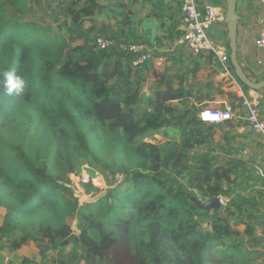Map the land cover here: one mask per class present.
Wrapping results in <instances>:
<instances>
[{"label":"trees","instance_id":"trees-1","mask_svg":"<svg viewBox=\"0 0 264 264\" xmlns=\"http://www.w3.org/2000/svg\"><path fill=\"white\" fill-rule=\"evenodd\" d=\"M108 7L126 5H68L73 26L84 32L83 45L71 49L51 27L24 20L30 13L26 0H0V74L15 69L28 82L24 95L9 96L0 75V188L9 199L0 204L6 209L1 237L9 224L19 228L20 238L10 247L18 251L40 243L43 233L54 250L71 245L66 257L76 264H112L119 248L127 264H264V216L230 201L234 163L214 165L209 153L196 152L212 151L217 125L201 122L184 80L176 88L150 64L134 67L138 55L119 47L153 46L152 28L142 43L125 16L115 32L107 23L84 30L85 21ZM162 11L153 12L161 31L172 21L162 19ZM96 38L114 45L100 49ZM228 50L230 55L229 43ZM200 58L215 63L211 55ZM199 71L197 63L187 74L195 78ZM152 76L155 86L145 89ZM155 135L167 141H148ZM84 168L88 180L80 188L91 200L81 204L71 176ZM96 173L123 179L103 190L93 185ZM196 194L201 202L226 200L230 217L248 215L244 231L221 220V211L200 209Z\"/></svg>","mask_w":264,"mask_h":264},{"label":"rangeland","instance_id":"rangeland-1","mask_svg":"<svg viewBox=\"0 0 264 264\" xmlns=\"http://www.w3.org/2000/svg\"><path fill=\"white\" fill-rule=\"evenodd\" d=\"M72 1L73 0H26L27 11L30 13L24 15V20L42 22L43 26L51 27L62 35L68 41L71 49L79 48L83 45V38L80 34L84 32L75 29L67 15L68 5L72 3ZM100 2L109 6L113 3H124L126 8L119 10L108 7L104 14H96L94 17L85 21L83 24L84 30H88L92 26L98 27L101 24L107 23L110 29L115 32L118 26H121L120 21L125 16L135 24L139 36L138 43H142L145 38H141V36H143L144 31L150 26V23L155 21L153 12H156L157 7L154 5L151 6V4L148 3L150 0H100ZM216 26L215 24L213 27ZM176 35L180 37V31L178 29ZM185 51L184 48L178 47L174 55L169 52L163 54V57L166 58L168 62H175L176 64H184L186 61L183 62L182 58L184 55H188V60L190 61L189 65H184V67L180 69L171 67L169 69L168 65H165L160 70L162 75L165 74L164 79L167 80L169 77L173 79V81L175 80L176 86L180 83V76L193 69L196 64L197 59H192V56ZM157 54L158 53H156V55ZM174 57L176 58L175 60ZM176 73L178 74L174 75ZM190 77L191 76H189V79ZM79 84L81 87L85 86L84 76L81 77ZM154 86L155 80H151L150 78L145 85V89L153 88ZM188 88H186V90H188ZM204 99L208 100L211 98L210 96L205 97L204 94H198L196 97L193 95L190 100L192 103L193 101L201 102ZM186 103L185 101L178 103V105L182 107ZM259 105L260 108L264 110V99ZM232 123L236 124V128H231L229 123L217 126L215 136L216 144L211 147L212 151L210 147H208L198 149L196 152L209 153L214 157V165H227L229 162H233L236 177L235 182L231 185L232 195L230 201L242 205L245 212L250 211L257 217L264 216V154L262 152L261 139L248 128L246 124V115H237ZM240 126L245 128L243 132L237 129ZM150 140L159 143L167 141L160 135H155L148 141ZM175 140L179 141L180 137H176ZM219 146H223L226 151L222 152ZM82 179L85 181L88 180L86 168L82 170L81 175L71 176V180L77 189V197L81 204L91 200V197L86 195L80 187L79 189L77 188V184L80 186ZM122 179V175L115 177L108 175L104 177V175L96 173L92 182L94 186L101 187L103 190H108L118 185ZM197 197L199 196L196 194L195 198ZM220 200L222 201V206L219 210L221 211V220H229L230 224L235 229L243 232L246 223L249 222L248 215L240 219L230 217L229 213L226 211L228 202L223 198ZM8 202L9 199L5 190L0 188V204L6 205ZM232 210L233 209H231V211ZM5 215L6 209L2 206L0 207V230L4 224ZM32 220H34V222L37 221L35 219ZM203 222L206 223L205 221ZM7 231L8 233L5 234L3 238L0 232V264H62L61 262L65 264H76L73 260L67 259L66 257L67 254L72 252L73 247L71 245L64 252L54 250L43 233L40 234V243H30L18 251H12L10 247L13 242L20 238L21 230L15 228L13 224H9ZM261 233L262 230L259 228L258 234ZM78 253L80 254L81 250H79ZM126 256L123 248H119L112 255V264H127L128 261ZM78 264L85 263L79 262Z\"/></svg>","mask_w":264,"mask_h":264},{"label":"crops","instance_id":"crops-1","mask_svg":"<svg viewBox=\"0 0 264 264\" xmlns=\"http://www.w3.org/2000/svg\"><path fill=\"white\" fill-rule=\"evenodd\" d=\"M156 12H163L162 19L164 17L172 18L170 23H166L164 30H157L158 21L155 19L154 22L150 23L148 28H152L153 33L151 39L154 40L153 46L149 47L150 50L154 51L156 57H160L164 60L163 65L159 68H155L157 76L159 78H164L165 74H161L160 70L168 65L169 69L171 68H183L184 65H189L190 61L188 60V55H184L182 61L184 64H176L175 62H168L166 58L163 57V54L166 52L175 53L178 49V40L179 38L176 35L177 29L180 31V11L178 5L172 0H154ZM200 5H212L214 7H226V0H197ZM152 8V7H151ZM237 12L240 16V21L238 24L237 32V46H238V55L237 59L241 65L243 71L253 82H260L264 80V48H258L256 46V39L260 35L261 31L264 30V0H238L237 3ZM178 25L175 31L169 32L171 27ZM216 27H212L211 34L216 41L222 43H229L228 31L224 23L216 24ZM158 37V38H155ZM190 54L188 51H185ZM156 53H158L156 55ZM192 59H197L196 64L199 63L200 71L196 74L195 78L192 76L189 79V75L184 73L180 76V82L184 80L185 89L188 88L194 97L198 94H204L205 97L210 96L212 99H204L201 102L192 103L196 106L199 112L207 109H224L227 106H230L237 115H246V111L241 107L242 95H245L248 98H254L259 103L264 99V91H239V86L237 83H229L223 79L222 75L218 74V70L215 69L217 63L208 64L200 57H194L192 54ZM176 58L174 57V60ZM190 59V60H192ZM180 60V59H179ZM182 63V62H181ZM187 67V66H186ZM155 72V73H156ZM178 73L174 74L177 75ZM151 80H155L153 76ZM173 80V79H172ZM175 81V80H174ZM173 84L176 88L175 82ZM208 84L211 87L208 89ZM188 85V87H187ZM187 90V91H188ZM219 91L223 93H219ZM176 103V102H175ZM232 123V122H231ZM232 125L236 128V124ZM242 132L245 130L243 126L237 128ZM261 139V138H260ZM262 142V140H261ZM263 148V145H262Z\"/></svg>","mask_w":264,"mask_h":264},{"label":"built area","instance_id":"built-area-1","mask_svg":"<svg viewBox=\"0 0 264 264\" xmlns=\"http://www.w3.org/2000/svg\"><path fill=\"white\" fill-rule=\"evenodd\" d=\"M172 1L178 5L180 11L179 47L184 48L194 57L211 55L213 61L218 65L215 67L218 74L222 75L223 79L229 83H237L239 91L243 93L244 89L238 83L230 62L228 44L216 41L211 34V29L215 24L225 23L226 7L202 6L197 0ZM255 43L258 48H264V30L261 31ZM94 45L100 49H105L112 47L114 44L109 40L96 38ZM119 47L122 51H130L138 55L134 67L148 63L156 72L155 68H160L164 63V60L156 57L154 51L150 50L147 45L122 43L119 44ZM241 107L246 111L248 128L262 140V152L264 154V110L260 108L256 99L248 98L245 95H242ZM213 117H216V119H213ZM199 118L204 124L218 126L233 122L236 114L230 106H227L224 109L202 110ZM79 187L77 184L78 189Z\"/></svg>","mask_w":264,"mask_h":264},{"label":"water","instance_id":"water-1","mask_svg":"<svg viewBox=\"0 0 264 264\" xmlns=\"http://www.w3.org/2000/svg\"><path fill=\"white\" fill-rule=\"evenodd\" d=\"M237 3L238 0H226V17L225 24L228 31L229 47H230V62L234 69L235 76L237 79L247 88L252 91L258 92L264 90V80L260 82H253L248 78V76L243 71L241 65L238 62V46H237V32L238 24L240 21V16L237 12ZM193 201L197 206L205 211H219L222 206V201L216 199L214 201L201 202L196 198H193Z\"/></svg>","mask_w":264,"mask_h":264},{"label":"clouds","instance_id":"clouds-1","mask_svg":"<svg viewBox=\"0 0 264 264\" xmlns=\"http://www.w3.org/2000/svg\"><path fill=\"white\" fill-rule=\"evenodd\" d=\"M4 78V92L5 94L12 96H20L26 93V89L28 88V82L24 78L22 74H18L15 69H11L9 71H5L0 74ZM216 119V117H213Z\"/></svg>","mask_w":264,"mask_h":264}]
</instances>
